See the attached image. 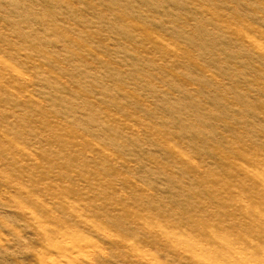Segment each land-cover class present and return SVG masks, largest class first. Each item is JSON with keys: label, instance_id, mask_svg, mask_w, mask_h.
<instances>
[{"label": "rangeland", "instance_id": "1", "mask_svg": "<svg viewBox=\"0 0 264 264\" xmlns=\"http://www.w3.org/2000/svg\"><path fill=\"white\" fill-rule=\"evenodd\" d=\"M0 264H264V0H0Z\"/></svg>", "mask_w": 264, "mask_h": 264}]
</instances>
